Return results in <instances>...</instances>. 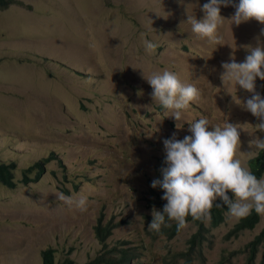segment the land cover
Here are the masks:
<instances>
[{
	"label": "rangeland",
	"instance_id": "obj_1",
	"mask_svg": "<svg viewBox=\"0 0 264 264\" xmlns=\"http://www.w3.org/2000/svg\"><path fill=\"white\" fill-rule=\"evenodd\" d=\"M14 1L21 4L0 9V158L18 164V187L0 185V264H43L48 249L58 263L88 264L105 249L95 236L102 217L119 226L108 248L126 243L137 250L131 264H172L175 257V264H189L177 255L189 252L197 227L189 224L175 239L148 228L159 203L149 199L153 191L163 196L151 187L168 166L163 141L191 135L190 123L202 117L210 131L240 124L238 158L249 168L263 151L250 141L264 132L244 107L253 93L224 84L222 63L243 62L250 47L264 46V25L254 19L231 25L239 0H228L220 7L225 21L217 45L187 23L188 16L204 18L209 0ZM145 40L155 51H146ZM164 69L201 91L179 121L153 101L146 79ZM256 93L264 98L259 77ZM54 153L41 179L25 183V170ZM60 193L86 196L87 211L69 208ZM226 220L221 227L208 220V240L193 264H248L264 215L237 238L227 234L241 218Z\"/></svg>",
	"mask_w": 264,
	"mask_h": 264
},
{
	"label": "clouds",
	"instance_id": "obj_2",
	"mask_svg": "<svg viewBox=\"0 0 264 264\" xmlns=\"http://www.w3.org/2000/svg\"><path fill=\"white\" fill-rule=\"evenodd\" d=\"M228 0H209L203 4L204 18L197 20L188 16L187 23L192 26V32L199 38H207L209 42L222 45L223 37L218 35L219 28L225 19L220 14L221 4L227 6ZM255 20L264 25V0H239L235 13L231 17V25ZM264 35V29H261ZM146 51H155L157 45L145 40ZM243 62L222 63L224 72L221 75L223 83L239 85L240 88L253 93L244 105L245 109L261 122L255 125V130L264 132V98L256 93V79L264 80V46L258 44L250 47ZM153 89L152 99L164 109L172 110V117L179 121L190 103L199 101L201 91L195 84L182 82L178 74L164 69L154 72L146 78ZM235 99V98H234ZM240 103L239 100H236ZM189 136L182 140L165 139L166 150L163 168V179H154L151 187H160L164 191L162 199L167 201L163 212L152 210V220L149 230L160 232L161 227H168L169 221H175L177 229H183L190 215L193 219L206 221L210 219L211 209L227 205L232 217L244 218L253 210L264 215V178H257L252 171L238 158L240 152V124L226 122L223 127L211 126L206 117L190 123ZM178 127V126H177ZM250 146L264 150V139L259 137L250 141ZM255 153L248 152L249 158ZM231 192L235 199H230ZM69 208L75 207L87 211L86 196L78 199L56 195ZM222 203H216L217 200Z\"/></svg>",
	"mask_w": 264,
	"mask_h": 264
},
{
	"label": "trees",
	"instance_id": "obj_3",
	"mask_svg": "<svg viewBox=\"0 0 264 264\" xmlns=\"http://www.w3.org/2000/svg\"><path fill=\"white\" fill-rule=\"evenodd\" d=\"M18 3L14 0H0V9L4 10L9 8L12 4ZM21 4V3H18ZM57 155L54 153L49 158L35 163L30 169L25 170V183L30 184L32 182L39 181L45 172L44 166L50 161L56 160ZM249 168L256 177L264 178V150L254 159L249 162ZM18 170V164L13 163H4L0 158V185H4L11 189H16L18 187V183L16 180V171ZM38 170V174L35 177H31L30 174ZM164 195V191L159 187L158 188ZM67 193H70L69 191ZM230 199H235L234 195L229 192L228 193ZM154 199H149V203L151 206L154 203H157V211L163 212V207L167 203V201L161 199L156 192L153 191ZM157 201V202H156ZM216 203L220 204L222 201L218 200ZM229 215L227 205H223V207H213L210 213V224L212 227H221L226 223L227 216ZM150 220H152L150 218ZM208 220L202 221L193 219L190 215L187 217L186 226L183 229L178 230L177 224L175 221H169L166 217V223L170 226L161 227L160 232H156V235L159 237H166L168 239H175L179 236L183 230L189 225L192 224L197 227V232L190 237L189 239V252H182L178 254V257H183L187 260L189 264H193L194 260L197 257V254L201 253L202 250L200 248L204 247L205 242L208 240L209 228L207 227ZM262 221V215L257 214L255 210L252 213L238 222V224L230 231L227 236L228 238H237L241 234H243L246 230H252L259 226ZM119 228L118 225H114L112 222H106L104 217H102L95 227V236L98 242L104 246V250L96 256V258L88 263V264H131L133 258L136 257L137 250L132 247H123L126 243L118 244L116 246L107 247V241L112 238L114 232ZM108 248V249H107ZM264 249V228L262 231L249 243L248 249V264H257V255L262 252ZM139 254V253H138ZM56 251L52 249H48L43 252V264H65L58 263L56 260ZM176 258V257H175ZM175 258L172 259V264H175ZM264 258V254H263ZM66 264H75V262L71 259H68ZM169 264V263H167ZM264 264V263H263Z\"/></svg>",
	"mask_w": 264,
	"mask_h": 264
}]
</instances>
